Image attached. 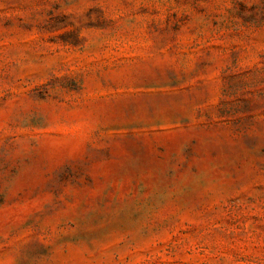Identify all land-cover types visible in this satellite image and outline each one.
Listing matches in <instances>:
<instances>
[{"label": "rangeland", "instance_id": "374dc122", "mask_svg": "<svg viewBox=\"0 0 264 264\" xmlns=\"http://www.w3.org/2000/svg\"><path fill=\"white\" fill-rule=\"evenodd\" d=\"M0 264H264V0H0Z\"/></svg>", "mask_w": 264, "mask_h": 264}]
</instances>
